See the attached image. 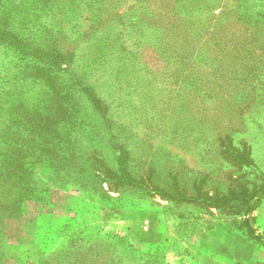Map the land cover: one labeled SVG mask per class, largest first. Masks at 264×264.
I'll list each match as a JSON object with an SVG mask.
<instances>
[{
  "label": "rangeland",
  "instance_id": "1",
  "mask_svg": "<svg viewBox=\"0 0 264 264\" xmlns=\"http://www.w3.org/2000/svg\"><path fill=\"white\" fill-rule=\"evenodd\" d=\"M256 247L264 0H0V264Z\"/></svg>",
  "mask_w": 264,
  "mask_h": 264
},
{
  "label": "crops",
  "instance_id": "2",
  "mask_svg": "<svg viewBox=\"0 0 264 264\" xmlns=\"http://www.w3.org/2000/svg\"><path fill=\"white\" fill-rule=\"evenodd\" d=\"M245 245H247L249 248H252V246H253L251 244H245ZM256 250H257V252L259 251V252H261V254H263V255H261V258L257 257V260H255V261L251 260V259L250 260H243V261H246L249 264H259V263L264 264V250L263 249H258V247H256ZM224 256L225 257H223V258H225V259H222V260L227 262V264H238V261L236 260V258L234 256H231L230 254L226 255V253H225Z\"/></svg>",
  "mask_w": 264,
  "mask_h": 264
},
{
  "label": "trees",
  "instance_id": "3",
  "mask_svg": "<svg viewBox=\"0 0 264 264\" xmlns=\"http://www.w3.org/2000/svg\"><path fill=\"white\" fill-rule=\"evenodd\" d=\"M84 84H86V83H84ZM80 86H82V85L75 84V85L73 86V90L68 91V94L72 95V94H73L72 92H74V90L77 89V88L80 87ZM83 87H84V86H83ZM71 91H72V92H71ZM60 92L63 93L64 90L61 89ZM67 102H68L69 104L71 103L70 98H68V101H67ZM74 108H75V110H76V106H74Z\"/></svg>",
  "mask_w": 264,
  "mask_h": 264
}]
</instances>
